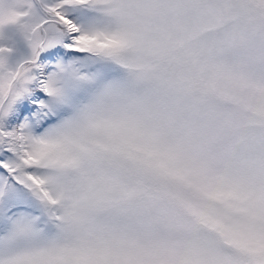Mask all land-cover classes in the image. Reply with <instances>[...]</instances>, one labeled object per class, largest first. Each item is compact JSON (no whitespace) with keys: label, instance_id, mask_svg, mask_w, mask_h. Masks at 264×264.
I'll list each match as a JSON object with an SVG mask.
<instances>
[{"label":"snow or ice","instance_id":"obj_1","mask_svg":"<svg viewBox=\"0 0 264 264\" xmlns=\"http://www.w3.org/2000/svg\"><path fill=\"white\" fill-rule=\"evenodd\" d=\"M0 264H264V0H0Z\"/></svg>","mask_w":264,"mask_h":264}]
</instances>
